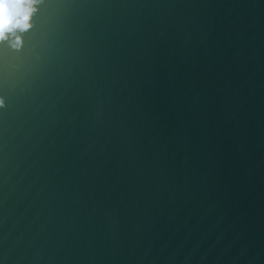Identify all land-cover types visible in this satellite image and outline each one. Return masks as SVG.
Listing matches in <instances>:
<instances>
[{
  "label": "water",
  "instance_id": "95a60500",
  "mask_svg": "<svg viewBox=\"0 0 264 264\" xmlns=\"http://www.w3.org/2000/svg\"><path fill=\"white\" fill-rule=\"evenodd\" d=\"M0 43V264H264V0H42Z\"/></svg>",
  "mask_w": 264,
  "mask_h": 264
},
{
  "label": "clouds",
  "instance_id": "9594fccd",
  "mask_svg": "<svg viewBox=\"0 0 264 264\" xmlns=\"http://www.w3.org/2000/svg\"><path fill=\"white\" fill-rule=\"evenodd\" d=\"M42 0H0V43L8 42L14 49L22 45V34L32 28V19ZM4 107L0 100V108Z\"/></svg>",
  "mask_w": 264,
  "mask_h": 264
}]
</instances>
